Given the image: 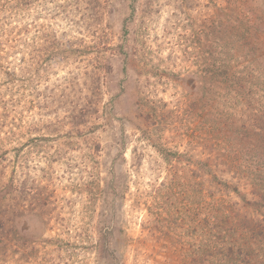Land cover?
Instances as JSON below:
<instances>
[{
  "label": "rangeland",
  "instance_id": "obj_1",
  "mask_svg": "<svg viewBox=\"0 0 264 264\" xmlns=\"http://www.w3.org/2000/svg\"><path fill=\"white\" fill-rule=\"evenodd\" d=\"M16 1L0 0V98L15 105L19 127L10 125L13 113L0 120L6 124L0 127V171L28 173L51 200H31L29 213L0 236V264H223L215 254L226 250V236L243 253L235 247L248 233L243 221L264 213V167H243L250 157L256 162L263 143L251 115L264 107V0H140L131 15L128 8L111 9L102 19L106 39L80 0ZM125 15L158 78L154 99L168 110L158 136L169 154L136 130L142 122L126 90L130 103L121 104L133 110V117L126 115L131 122L115 113L125 123L83 137L74 131L86 126L66 124L42 151L23 158L27 139L49 131L44 125L53 112L64 115L60 99L69 79L70 88L83 93L99 86L91 74L96 52L103 43L116 47ZM64 46L79 53L52 55ZM21 59L47 64L30 92L19 80ZM109 76L115 78L114 71ZM114 84L108 89L119 91ZM69 130L72 140L63 136ZM14 147L22 157L13 169Z\"/></svg>",
  "mask_w": 264,
  "mask_h": 264
},
{
  "label": "trees",
  "instance_id": "obj_2",
  "mask_svg": "<svg viewBox=\"0 0 264 264\" xmlns=\"http://www.w3.org/2000/svg\"><path fill=\"white\" fill-rule=\"evenodd\" d=\"M28 0H18L15 4L24 6ZM84 5L85 9L89 10L88 17L95 21L97 25L98 32L102 33V37L106 39L110 33L108 31L109 26L102 25V19L110 17L113 13L111 9H117L118 12H121L122 9H131L129 15L133 13L135 9H140L138 7L140 0H80ZM3 3V2H2ZM11 4L10 2L6 7ZM150 3L146 2L145 7L149 6ZM1 6L5 7L4 4ZM122 8V9H120ZM124 14V11L121 13ZM129 15H125L123 18L119 19V42L116 44V47H111L109 45L101 46L100 51L96 52L95 63L92 65V78L93 83L95 80L99 81V86L93 87L90 90L82 92L81 89L76 90L70 88V86H75V83L72 79L68 81V88H66L62 93V99H60L61 105L64 107V115L56 114L53 117V120L46 121L45 129L47 133H38L35 137H29L27 141L30 144L28 151L23 154V158L29 160V155L33 153V149L38 147V152L42 151L45 148L47 142L51 139L48 137L52 132H58L61 130V126L69 124L72 128H78L79 125L85 127V131L76 130L77 134L84 135L86 132L94 133L96 129H105L107 133L112 129V126H115V122L122 123V120H119L115 115L121 114L124 116L127 122H131L126 115L132 116L129 109L130 105H122L123 103H130L129 97H124V91L129 90L133 95V105L134 111L133 115L135 119H138L142 122L141 125H134L136 130L140 132L142 137L146 140H149L150 145L155 147L156 150H163L164 154H169V148L167 147L166 142L161 143L162 136H158V132L163 128V124L166 123L168 110L164 108L163 104L159 100H155L154 97V87L157 83L156 72L153 71V68L145 59V54L143 50L144 40L142 41V36L139 34L137 29L129 27L131 20H129ZM142 38V39H141ZM24 43V41H23ZM79 53L78 49L71 51L70 47H54L52 53L53 56L59 59H66L67 56L71 54ZM84 53V52H80ZM118 54V55H117ZM121 55V56H119ZM61 56V57H58ZM119 61V64L116 63ZM22 62V71L24 75L22 76L21 87H26L27 91L33 88V86L38 82L47 69L46 65L39 66L37 63L30 65L25 60ZM115 69H114V65ZM208 66L211 65L208 63ZM115 73V78L109 76L111 73ZM87 74V73H85ZM89 76V75H88ZM211 78V77H208ZM115 82L114 86L116 89L121 88L119 91H111L108 89V84ZM30 87V88H29ZM104 87V90H102ZM115 90V89H114ZM32 91V90H30ZM29 91V92H30ZM123 92V93H122ZM24 94V93H23ZM242 95V93H241ZM103 96H108L107 100L103 102ZM122 96V98H121ZM254 97L247 93V95H242L243 98ZM15 105H13L9 100H4L0 98V120L6 119L10 116V113H13L10 125L13 129H17L18 124L16 123L17 115H15ZM20 114V112L18 113ZM39 115H46L47 113H37ZM133 117V116H132ZM252 121L256 127V135L263 140L262 145L260 146V151L257 153V159L254 163L252 157L248 159V163H245L243 167L245 168H255L258 166L257 170H260L264 167V135L260 136V131L264 126V107L256 108L254 112L252 111L251 115ZM125 123V122H123ZM88 124H92L93 127H89ZM169 124V123H168ZM167 124V125H168ZM6 126L5 121L0 122V127ZM22 126V125H21ZM57 129H52L54 127ZM32 128L30 125V134L32 133ZM16 134V131H9ZM73 131H66L63 136L67 139L72 140ZM19 133L18 135H20ZM69 137V138H68ZM91 138H94L91 137ZM110 138L113 139V135L110 134ZM160 144H159V142ZM166 141V139L163 138ZM68 144V143H67ZM97 146H100V142L95 143ZM158 146H162L163 149H160ZM12 150H15V160L12 161L13 169L14 164L22 157L21 148L14 147ZM31 152V153H30ZM30 153V154H29ZM0 156V160H2ZM1 162V161H0ZM232 163V160L229 161ZM194 166H199V164H193ZM260 165V166H259ZM256 170V168H255ZM39 180H36L33 177H30L29 174H23L22 177H17L15 174L9 176L4 174V171H0V236L6 237L9 235V232L13 229L15 219L29 213L33 200L36 204H45L48 203L49 196H46L43 192V189L46 190V187L40 185ZM29 200L28 203L26 201ZM28 204V205H27ZM245 205V204H244ZM241 206L237 209L239 215L242 214L245 206ZM248 208H253L252 204H248ZM262 206V205H261ZM243 207V209H241ZM264 212V211H262ZM41 212H38L37 215H41ZM48 213H43V218L46 217ZM247 224H245V230L248 231L243 237L242 241L235 245L239 249H244L243 253L241 251H234L232 246L234 245V240L230 237H224V242L227 244L225 251L217 252L215 255H222L223 264H264V213L258 214L256 217H249L245 219ZM231 233V232H230ZM234 233V232H233ZM232 234V233H231ZM219 238L215 236L214 245H218ZM247 240L248 242H246ZM1 242V241H0ZM212 242V241H211ZM222 246L224 243L220 240ZM2 243V242H1ZM210 245V250H212ZM248 246L250 250L248 249ZM253 248V249H252ZM259 250V252H257ZM246 255L245 259H238L239 256ZM220 260V261H221Z\"/></svg>",
  "mask_w": 264,
  "mask_h": 264
}]
</instances>
